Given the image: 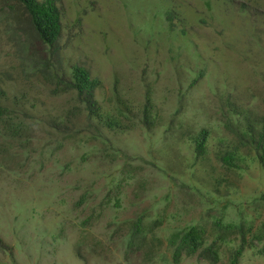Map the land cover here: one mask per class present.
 Here are the masks:
<instances>
[{
    "label": "rangeland",
    "instance_id": "rangeland-1",
    "mask_svg": "<svg viewBox=\"0 0 264 264\" xmlns=\"http://www.w3.org/2000/svg\"><path fill=\"white\" fill-rule=\"evenodd\" d=\"M56 3V60L15 26L24 10L0 9V104L20 126L11 135L0 125V264H210L185 253L175 262L168 238L241 208L252 216L249 199L264 193V166L248 147L231 169L217 156L232 145L220 121L227 100L264 114V0ZM49 59L67 78L71 65L87 68L102 110L127 129L88 120L74 92L54 93L25 65ZM146 93L151 126L141 120ZM202 129L197 157L191 139ZM261 246L238 264H264Z\"/></svg>",
    "mask_w": 264,
    "mask_h": 264
},
{
    "label": "trees",
    "instance_id": "trees-1",
    "mask_svg": "<svg viewBox=\"0 0 264 264\" xmlns=\"http://www.w3.org/2000/svg\"><path fill=\"white\" fill-rule=\"evenodd\" d=\"M0 4L2 5L0 9L4 7L3 5L10 9L8 13H16V9L19 7L24 10L25 19H22L20 14L14 15L15 26L23 23L25 31L45 45L47 52L56 60L60 50L58 42L61 35V16L56 0H0ZM53 62L54 60L49 59L40 64L32 62L25 63V65L28 70L37 71L49 83H54V93L59 91L74 92L82 104L88 120L95 121L103 127L117 132L127 129L119 117L105 113L96 100L94 92L100 85L97 77H93L84 66L73 64L70 66L67 78L64 74H59L58 70L53 69ZM46 69H50V71ZM145 96L146 101L142 106L141 120L146 126H151L154 116L148 93ZM262 101L264 104V98ZM224 104H226V111L222 112L220 121H222L224 129L232 135L230 143L232 145H228L229 149L224 153L217 154L220 164L225 169H231L234 165L233 161L237 159L239 146L245 145L254 153L258 162L264 166V114H257L253 110L243 108L229 100ZM119 112L124 116L123 111ZM9 114L10 109L0 104L1 128L7 134L14 135L20 126L8 119ZM208 137V131L205 129L200 130L197 135L192 137L193 152L197 157L205 154ZM248 202L253 211L252 216L243 213L241 208L235 211V218L227 222H223L221 216L214 217L210 230L202 225L191 224L173 232L169 236L168 242L173 248L174 261L178 262L181 255L185 253L188 256L197 254L200 259L206 260L210 264H216L219 261L222 246L230 244L232 247L227 264H238L244 249L254 247V242L262 244L261 248L257 250L260 255L264 256V210L258 208L259 204H264V193L249 199ZM228 206L229 204L225 202L222 210ZM140 222V219L137 220L133 226V230L137 233L142 230Z\"/></svg>",
    "mask_w": 264,
    "mask_h": 264
}]
</instances>
